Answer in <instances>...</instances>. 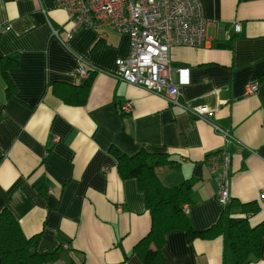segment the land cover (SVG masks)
I'll use <instances>...</instances> for the list:
<instances>
[{
    "label": "crops",
    "instance_id": "0c3cea01",
    "mask_svg": "<svg viewBox=\"0 0 264 264\" xmlns=\"http://www.w3.org/2000/svg\"><path fill=\"white\" fill-rule=\"evenodd\" d=\"M201 4L207 43L173 46L169 57L173 80L188 69L180 102L207 106L209 121L114 76L128 35L90 26L68 35L55 0H0V212L36 237L38 251L58 250L53 264H143L135 246L152 217L137 179L120 177L112 147L165 156L155 169L164 184L192 182L184 204L192 228L215 224L223 206L206 156L224 137L210 122L244 145L228 146L232 210L256 205L243 215L251 226L264 222V0ZM78 66L89 69L85 80ZM249 83L258 89L244 96ZM161 251L165 264L236 261L222 235L190 239L181 229L167 233ZM247 264H264V239Z\"/></svg>",
    "mask_w": 264,
    "mask_h": 264
},
{
    "label": "built area",
    "instance_id": "2783aa9c",
    "mask_svg": "<svg viewBox=\"0 0 264 264\" xmlns=\"http://www.w3.org/2000/svg\"><path fill=\"white\" fill-rule=\"evenodd\" d=\"M67 14L71 26L68 35L84 26L109 27L128 35L129 49L125 57L115 60L114 76L118 80L144 88L181 106L195 118L209 121L211 113L205 105L192 106L180 102V86L188 79V69L179 68V79L171 76L169 52L173 46L202 47L207 43V30L211 23L203 15L201 0H55ZM236 30L239 26H235ZM92 69V68H91ZM89 69L76 68V76L85 80ZM257 83L244 87V96L254 94ZM121 109L129 112L130 104ZM213 129L224 137V146L206 156V163L217 184V199L224 207L230 197L231 153L228 146L235 144L237 151L244 145L232 137L227 130L210 122ZM264 200V190L260 194ZM184 206V211H187Z\"/></svg>",
    "mask_w": 264,
    "mask_h": 264
},
{
    "label": "trees",
    "instance_id": "16d2710c",
    "mask_svg": "<svg viewBox=\"0 0 264 264\" xmlns=\"http://www.w3.org/2000/svg\"><path fill=\"white\" fill-rule=\"evenodd\" d=\"M15 61L16 58H12ZM10 57L3 63L10 65ZM264 80V72L259 76ZM112 154L117 160V170L121 178H136L144 194L145 203L152 217V226L135 246L143 264H165L162 255L167 233L183 230L193 237L212 238L222 235L232 249L235 264H247L259 255V248L264 239V222L251 226L244 213H251L256 205L241 204V212L232 210V200L223 207L220 218L211 227L197 231L192 228L184 204L190 201L191 180H184L178 185H166L156 174V167L166 162L165 156H156L141 149L127 155L112 147ZM235 214V215H234ZM36 237L26 238L18 221L6 209L0 212V264H53L58 259V250L41 252L37 250ZM151 245L154 247L152 248Z\"/></svg>",
    "mask_w": 264,
    "mask_h": 264
}]
</instances>
